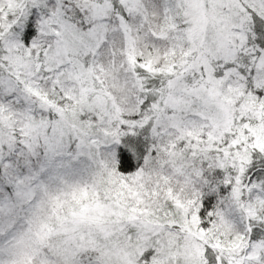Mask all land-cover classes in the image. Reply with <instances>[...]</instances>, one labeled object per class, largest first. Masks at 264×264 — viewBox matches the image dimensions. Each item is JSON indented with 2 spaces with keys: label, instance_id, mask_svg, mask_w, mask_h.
Segmentation results:
<instances>
[{
  "label": "snow or ice",
  "instance_id": "1",
  "mask_svg": "<svg viewBox=\"0 0 264 264\" xmlns=\"http://www.w3.org/2000/svg\"><path fill=\"white\" fill-rule=\"evenodd\" d=\"M0 264H264V0H0Z\"/></svg>",
  "mask_w": 264,
  "mask_h": 264
}]
</instances>
